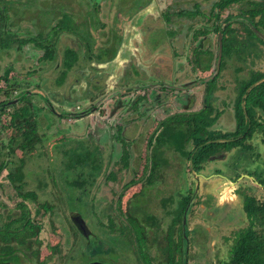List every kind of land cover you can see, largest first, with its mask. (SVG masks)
<instances>
[{
    "label": "flooded vegetation",
    "instance_id": "obj_1",
    "mask_svg": "<svg viewBox=\"0 0 264 264\" xmlns=\"http://www.w3.org/2000/svg\"><path fill=\"white\" fill-rule=\"evenodd\" d=\"M88 1L91 7L100 3V0ZM148 1L139 7L143 9L152 0ZM219 1L193 0L191 7H185L176 0L161 7L154 16L136 21L139 25L133 27V41L137 44L140 37L144 39L137 53L131 47L123 48L124 29L118 25L112 30V26L106 40L108 45L98 52L103 53L102 59L95 57L96 63L105 65L122 52L128 54L130 62L116 78L108 76L105 86L96 74L86 77L87 86L80 89L82 101L90 99L86 106L77 101L76 84L82 82H77L76 77L80 58L77 48L67 46L77 53L78 59L71 58V66L60 80V69L65 70L66 46L61 50L54 46L55 60L59 61V77L55 81L58 87H47L42 81L30 90L29 81L17 77L14 62L0 66V227H6L8 215L11 222L26 214L29 223L22 224L28 233H33L26 237L25 243L10 240L22 256L19 264L33 260L37 264H54L61 254V244L46 243L45 239L61 234L68 252L76 249V255L64 264H222L228 260L235 236L249 225L243 208L244 195L248 193L256 201L264 202L250 193L254 183L255 190L264 188L259 182L264 178V108L260 103L253 104L259 98L264 101V96H253L254 87L264 81V66L256 65H264V11L255 7L261 0H230L225 5ZM109 2L114 4L112 0ZM188 3L189 0L184 1ZM204 3L209 6L207 13L202 10ZM102 8L105 9L103 5ZM108 9L109 6L105 10ZM135 11L139 8L113 17V23L116 19L130 18ZM106 27L108 23L102 22V28ZM178 34L186 39L180 47L175 44ZM6 35L10 38L9 45L0 50L23 52L26 58L30 56L26 50L31 44L34 52L42 50L34 57L40 60L43 49L29 41L22 42L26 37H16L10 31ZM232 60L245 63L247 72L240 73L243 67L235 66L236 75L230 81L224 71ZM15 68L17 73L11 74ZM185 68L187 78L179 81L178 74ZM111 106V116H118L123 123L115 125L110 136L103 127L100 129L105 131L106 140L111 137L114 143H120L118 161L109 162L110 154L102 153L96 143L99 160L97 150L95 153L80 149L78 144L70 145L63 131L56 130L60 142L54 145L58 149L66 146L62 157L68 159L59 171L61 195L52 168L43 169L41 160L38 165L29 162L32 150L50 138L39 133L40 125L50 128L46 119L55 117L64 121L66 129L80 120H90L94 126L92 120H99L103 109ZM56 109H61L63 114L58 116ZM159 110L163 117L157 119ZM41 113H44L42 118L38 117ZM149 119L154 121V128L147 131ZM204 123L210 134L201 132L204 138L208 135L211 138L203 143L193 139V130L202 128ZM128 131L132 139L127 138ZM137 138L145 139L143 160H132L130 146ZM86 139L94 143L92 138ZM209 142L217 146L205 154L203 145ZM196 143L201 144L196 146ZM199 148L202 154H196ZM85 152L91 154L82 166L84 161L78 160L80 153ZM245 152L252 154L249 163H235L232 159L228 164L235 170L237 166L248 168L249 172L236 170L232 177H226L221 171L223 166L219 167L221 161L228 160L231 154ZM214 160L219 164L208 163ZM180 162L185 164L184 173L178 174V181L169 183L171 168ZM208 170L211 173L206 175ZM118 173L129 179L121 184L115 196H107L104 185L118 180ZM245 177L250 182L238 183ZM218 180L219 190L208 191ZM171 184L173 190L182 186L183 193L174 191V198ZM143 192L147 193L146 197ZM232 194L235 197L229 199ZM67 200L78 201V206L66 203ZM176 200L180 201L177 206L173 205ZM255 227L260 230L261 224L255 223ZM208 236L212 241L230 242L224 258L216 256V243L206 242ZM223 236L228 238L224 240ZM4 243L0 239V246ZM44 244L48 254L41 251ZM78 256L84 260L79 262Z\"/></svg>",
    "mask_w": 264,
    "mask_h": 264
},
{
    "label": "rangeland",
    "instance_id": "obj_2",
    "mask_svg": "<svg viewBox=\"0 0 264 264\" xmlns=\"http://www.w3.org/2000/svg\"><path fill=\"white\" fill-rule=\"evenodd\" d=\"M9 1L12 4L11 5L12 9H10L12 13V21H14V23L19 25L21 29V32L18 34V37L34 36L39 31L43 33L51 34L50 26L55 24L58 19L59 20L63 19L62 17L64 16V14H67V22L69 25L72 24V21H73V24L77 26L76 32L81 37H79L75 33L67 32V31L72 32V30H70L69 28H66V30H64L59 35L58 42H57V48L61 50L65 46H72L74 48H77L78 51L79 50L81 51V52L79 51L80 58L77 63V76L76 77H77V82L78 80H81L82 82L80 85L76 84L77 91H78L77 101H79V103L83 102L84 106H86L89 103L90 99H87V100L84 99L82 101L81 99L82 94L80 90L82 87L87 86L86 77H90L96 74L98 79L100 80V84L105 86L106 82L108 81L107 80L108 76H110L111 79L112 77L116 78L117 75L122 71L123 67L127 63L130 62V58L128 54L125 55V53L122 52L121 55L118 54V56L114 60L110 61L107 64L105 63V65H103L102 63L97 64L94 56L88 57L89 54L86 50L87 49L86 46L89 45V48H90L89 52L93 55L100 52V49L102 47L108 45V42H106L108 35H110L111 31L117 29V26L120 25L124 29V33H125V39L123 41V48H126L128 50V48L131 47L133 48L132 52L135 51V53H137L138 49L142 46V43L144 44L143 42L144 39L143 38L141 39L140 37V41L137 44H135V42L133 41V34H132L133 27H135L136 29L137 26L139 25L135 22L141 21V19H143L145 16H150V17L154 16V14L158 13V10L161 7H164L167 4H171L176 0H152L151 3H148L150 0L149 1L147 0L148 4L143 9L142 7H139V6H141L145 0H112L114 4H111L109 0H100V3L94 4L93 7L88 6L89 4L88 0H9ZM178 1L182 2L181 5H184L185 7H191L192 2H193V0H189V3L186 5L184 4L185 0L184 1L178 0ZM91 2L93 3L95 1L93 0ZM118 2L121 4L122 9H119L120 7L118 8L117 6ZM102 5L105 9L108 8L109 6L108 12L102 8ZM137 8H139V11H135L136 14H133L130 18L119 19V21H117L116 19V22L113 23L114 22L113 17L118 18V16L120 17L122 15H125V12L131 13L133 12L134 9H137ZM208 9H209L208 4L204 3L202 10L205 13H207ZM200 17L202 18L201 15ZM102 22L108 23V27L102 28ZM195 27H197V25H195ZM15 28L16 26H14V29ZM111 28L112 30H110ZM143 28L145 30V26ZM142 35H145V34H142ZM175 37H176L175 44L178 47H180L182 43L186 42V39L182 38V34H178ZM213 41H214V35L212 34L211 35L212 48L214 47V44L212 43ZM34 50H35V47L29 44V49L26 51L30 52V56L26 55V58H24L23 52H16L12 49L10 51L7 49L0 50V66L5 63H8L9 61L14 62L15 67L18 69V73L15 68L12 70L11 74L17 73L18 78H20L21 80H26V82L29 81L28 87L30 90H34L36 88L37 84L35 83L37 82L40 83L42 81L44 84H46L47 87H58L55 81L59 77V74H58L59 73V68H58L59 61L48 62V61H42L41 58L40 60H36V58L34 59V57L36 55L41 54L42 50L37 49V52H34ZM147 51H148V48L146 47V52ZM31 53H34V54H31ZM57 55H59V53ZM163 60H166L165 57H163ZM159 62L162 63V59H160ZM243 64L245 63H243L242 61L236 62L235 60H232V64L231 63L227 64L226 70L224 71L226 78H228L230 81L234 80V75H236L235 66L238 65V66L243 67L244 66ZM256 65L264 66L263 64H259V63H256ZM28 68H31V69L35 68V70H38V71L32 72V71H29ZM104 68H106V70L102 71ZM242 72H247L245 71L244 67L240 71V73ZM187 73H188L187 68L179 72L178 74L179 81H184L187 78L186 77L188 75ZM76 77L75 76L71 77V79L76 78ZM167 77L169 78L170 76L167 75ZM71 79H69V81ZM111 110H112V106L110 108L105 107V109H103L102 114H99L100 115V117L98 118L99 120H92L94 122V126L92 122H90V120H86V121L80 120V123H77L76 121L75 124L72 123L71 126L68 129H66L65 127H63V125H65L64 121H61L59 118H55V117H50L46 119L47 122L51 125L50 128H44L42 125H40L39 133L40 134L46 133L48 136H50V138L46 139L42 143L41 146H37V148L32 150V154L29 157L31 158L29 159V162L33 163L35 161L36 164L38 165L39 160H41L40 163L43 169L46 170V168H52V172L55 178L57 179V184H58L57 189L60 191L61 195H62V191H61L62 181L59 175V171H60V168L63 167L66 160L68 159L65 160L62 157V151L66 149V146L62 149H58L54 145L60 142V139H59L60 135H58L56 130L61 129L63 131L62 133L63 137L68 140L70 145L76 146V144H78L80 149H90L91 151L95 153H96L97 145H98L102 153H105L107 155L110 154L109 158L107 159L109 162L118 161L120 143L118 141L114 143L111 137H109L107 140L104 138L105 131H106V134L109 133V136H110V134L114 130V126L117 124L123 123L122 120H120L118 116H111L112 114ZM48 112L50 114L52 113L51 111H48ZM56 112L58 116L63 114L61 109H56ZM157 115H158L156 116L157 119H160L163 117L160 110L157 111ZM42 116H44V113H41L38 115V117L40 118H42ZM42 123H43V120H42ZM147 123H148L147 131L152 130L154 128V121L149 119L147 120ZM94 127L95 129H92ZM102 127L104 128L105 131H102L100 129ZM128 133L129 131L127 132V134ZM86 138H90V139L92 138L94 140V143L89 142ZM127 138L132 139V137L129 134ZM76 140L77 142H75ZM91 143L93 144L92 146H91ZM111 144H115V146ZM130 151L132 152L131 153L132 160H143L144 154H145L144 152H146L145 151V139L137 138V141L131 144ZM39 152L40 154H38ZM97 153H98V159L100 160L99 149L97 150ZM234 155L235 154L229 155L228 160L226 159V160L221 161V164H220L221 166L219 165V167L223 166L224 169L221 171L226 175V177H232L234 175L233 173H235L236 170L238 173L239 172H242V173L249 172L250 170L248 168H243L241 166H237L235 170L228 163L232 159L235 163H240V164H245V162L249 163L250 157L252 154L249 155V152H245L243 154H239L235 156ZM37 157H41V158H37ZM104 157L106 156L104 155ZM208 163L212 166L219 164L217 160H214ZM120 165L123 166L122 162ZM184 166H185L184 162H180L179 164L175 165V167L173 166L171 168V174L168 175V177H170L168 179L169 183L178 181L179 179L178 174L184 171ZM209 169H211V166L209 167ZM209 173H211L210 170L207 171L206 175H208ZM191 174H193L192 171H191ZM117 176L120 177L118 180H116L115 182H111L110 184L104 185V190H105L104 192L107 196H111V195L115 196V194L121 190V184H123L129 179L127 175H122L118 173ZM174 176L175 178H173ZM181 177L182 176H180V178ZM190 177L191 176L189 174V179H191ZM171 178H173L172 181H170ZM243 179L244 180L242 181L241 180L238 181V183L246 184L247 182H250V180L247 179L246 177ZM219 182L220 180L217 181V184L215 185V187L214 186L209 187L208 191L217 192L219 190L218 188ZM172 184H171L172 186L171 192L174 198H176L174 195V191L177 192L178 194H182L183 193L182 186H178L177 188L173 190L174 187ZM177 184L178 183H176V185ZM255 185L256 183L252 185V191H250V193L264 200V188L262 189L261 187H258L259 189L257 188V190L259 191H257L255 190L256 188ZM141 194H143L145 197L147 196L146 192H143ZM225 196L226 195L224 194V196L222 197L224 198L223 200H225ZM234 197L235 195L233 194L229 195V199H232ZM168 198H169V195H168ZM156 199H157V194L155 197V204L157 205ZM77 202L78 201H73V200L66 201V203L74 204L76 207L78 206ZM178 203H180V201L176 200L175 203H173V205L177 206ZM31 213L33 214V212ZM82 213H86V212H82ZM63 226L64 225L62 224V227ZM226 234L229 235L230 232ZM62 235L63 234L58 235V237L47 236V238L45 239L46 243L48 242L56 243L57 241H59V243L61 244V249H60L61 254L57 259H55V261H53L54 264H58L59 261H63V263L61 264H64L66 260L70 259V256L74 257L76 255V249L72 252H68L69 248H67V245L65 243H62L65 238V237H62ZM64 235H67V234L64 232ZM227 238L228 237L226 236L222 237V239L224 240ZM211 241L212 239L208 236L206 242H211ZM212 242H213L212 243L213 245L216 243V246H217L215 248L216 256L218 254L219 259L224 258L227 253L230 242L223 243L220 240L218 242L217 239H215ZM41 251L45 254H48V250L45 249V244L42 247ZM229 254H231V250ZM77 259L79 260V262H82L84 260V257L78 256ZM34 261L35 260H33L32 262L25 261L22 264H37V262L34 263Z\"/></svg>",
    "mask_w": 264,
    "mask_h": 264
},
{
    "label": "trees",
    "instance_id": "obj_3",
    "mask_svg": "<svg viewBox=\"0 0 264 264\" xmlns=\"http://www.w3.org/2000/svg\"><path fill=\"white\" fill-rule=\"evenodd\" d=\"M230 0H220L218 3L225 5ZM11 2L9 0H0V47H7L9 45L10 38L6 35L7 32L10 31L11 34H15L16 37H18V32H21V29L19 25L15 24L14 21H12V13L10 9H12ZM255 7H259L264 11V0L256 2ZM63 19H58L57 22L50 26L51 34L49 33H43L39 31L34 36H29L23 39L22 42L29 41L30 43L36 44V47H39L43 49V54L41 56L42 61H48V62H55V55L53 53L54 46L56 47V42L58 41L59 33L66 30V28H69L72 30L71 33H75L77 26L73 24H68L67 22V14H64L62 17ZM16 25V28L14 29V26ZM70 33V31H67ZM78 35V34H77ZM79 36V35H78ZM15 37V38H16ZM81 37V36H79ZM13 41L17 42V39ZM50 39V40H49ZM21 42V41H19ZM18 43V42H17ZM11 47V46H10ZM87 51L89 46L87 45ZM64 54H66V57L63 61L65 65V70L60 69V80H62L65 77V72L68 69V67L71 66V58L74 59V61L77 59L78 55L75 53V51L72 50L70 47L64 48ZM104 52V51H102ZM103 53H98L94 57H96L97 60L102 59ZM114 54L110 56L112 58ZM92 55L89 53L88 57H91ZM61 67V66H60ZM8 68L6 69V71ZM255 80V78H253ZM255 94L253 95L255 97H263L264 96V81L258 83L255 87ZM250 99V98H249ZM260 103L263 105L264 108V101L262 98L256 99L253 104ZM202 128L194 129V140H200V141H206L211 138L210 135L204 138V135L201 131L207 132L210 134V132L207 130V127L204 124L201 126ZM199 132V134H198ZM193 133V132H192ZM203 141V143H204ZM201 144V143H200ZM200 144L196 146H199ZM206 151L205 154L210 152L212 147L217 146L216 143H206L205 145ZM202 148H199L196 154H202ZM201 150V151H200ZM90 152L80 153L79 162H83L81 164L84 165L85 161L87 160V157L90 156ZM203 158V157H202ZM260 183H262V186L264 187V178H261ZM184 202L187 203V200H184ZM186 203L183 204L182 210L185 211ZM243 208L245 213L248 216V222L249 225L245 228V230H241L237 233V235L234 238V241L231 245V254L227 261H224L222 264H264V202L256 201L254 196L249 195L246 193L244 195L243 199ZM7 222L5 224L6 227L1 228L0 227V239L4 241L5 243L0 246V264H19L21 255H19L18 248L10 243V240L12 238L19 239L21 242H26V237L31 236L33 233L25 230V224L22 223H29V218H27L26 214H20L19 217L12 220L11 222ZM255 223L261 224V229L257 230L255 228ZM10 226L13 227L12 230H10ZM227 237V236H226ZM30 249H27V251ZM26 251V252H27ZM25 252V253H26ZM36 251L33 252V254H30L32 257L35 254ZM27 254V253H26ZM28 256V255H27Z\"/></svg>",
    "mask_w": 264,
    "mask_h": 264
},
{
    "label": "water",
    "instance_id": "obj_4",
    "mask_svg": "<svg viewBox=\"0 0 264 264\" xmlns=\"http://www.w3.org/2000/svg\"><path fill=\"white\" fill-rule=\"evenodd\" d=\"M219 59H220V50H219V53H218V59H217V62H219Z\"/></svg>",
    "mask_w": 264,
    "mask_h": 264
}]
</instances>
